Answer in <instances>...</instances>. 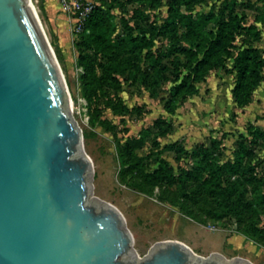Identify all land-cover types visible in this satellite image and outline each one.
<instances>
[{
    "label": "rangeland",
    "instance_id": "obj_1",
    "mask_svg": "<svg viewBox=\"0 0 264 264\" xmlns=\"http://www.w3.org/2000/svg\"><path fill=\"white\" fill-rule=\"evenodd\" d=\"M81 1L112 16L108 56L89 48L82 31L75 32V15L62 9L61 0H30L92 161L93 197L123 215L140 257L155 243L175 240L200 256L217 253L264 264V138L240 151L239 135L247 136L250 123L231 98L232 60L198 84V94L174 114L163 109L176 77L174 49L187 45L177 13L236 10L250 22L257 1ZM81 55L102 79L90 100L83 97ZM153 175L165 180L147 186L148 193L135 188ZM250 224L260 237L251 235Z\"/></svg>",
    "mask_w": 264,
    "mask_h": 264
},
{
    "label": "water",
    "instance_id": "obj_2",
    "mask_svg": "<svg viewBox=\"0 0 264 264\" xmlns=\"http://www.w3.org/2000/svg\"><path fill=\"white\" fill-rule=\"evenodd\" d=\"M92 168L30 0H0V264H252L175 240L140 257Z\"/></svg>",
    "mask_w": 264,
    "mask_h": 264
},
{
    "label": "trees",
    "instance_id": "obj_3",
    "mask_svg": "<svg viewBox=\"0 0 264 264\" xmlns=\"http://www.w3.org/2000/svg\"><path fill=\"white\" fill-rule=\"evenodd\" d=\"M238 2L237 0L234 1ZM178 24L184 30L187 45L174 49L175 74L173 87L164 101L163 109L172 115L187 99L198 94V84L214 70L223 67L231 59L230 69L234 74L231 98L237 108L249 105L254 91L263 81L264 58L257 44L261 41V31L247 16L236 10L212 12L177 13ZM254 22L264 24V12L256 7ZM115 25L109 11L94 6L87 15L81 37L89 48L101 56H108L113 48ZM84 70L81 77L83 97L90 100L92 94L102 88V79L96 66L86 56L79 57ZM247 136L239 135L240 151H247L246 144H258L264 138V130L248 124ZM249 151V150H248ZM146 178L150 176H145ZM145 184H135L142 193L151 190L147 186H157L165 177L151 176ZM203 188L209 184L202 182ZM230 196V194H229ZM189 214H192L190 212ZM254 238L261 235L254 224L248 226Z\"/></svg>",
    "mask_w": 264,
    "mask_h": 264
},
{
    "label": "crops",
    "instance_id": "obj_4",
    "mask_svg": "<svg viewBox=\"0 0 264 264\" xmlns=\"http://www.w3.org/2000/svg\"><path fill=\"white\" fill-rule=\"evenodd\" d=\"M257 7H260L264 12V0H256ZM48 0H46V4ZM49 10V9H48ZM50 11V10H49ZM50 13H48V16ZM249 23H254L256 27L261 31V41L257 44V46L261 49L262 55L264 58V24L259 22H254V16ZM61 36V33H59ZM263 81L261 82L260 86L254 91L252 102L243 107L241 109V113L245 116L246 120L253 125L260 129L263 126L264 130V69L262 72Z\"/></svg>",
    "mask_w": 264,
    "mask_h": 264
},
{
    "label": "built area",
    "instance_id": "obj_5",
    "mask_svg": "<svg viewBox=\"0 0 264 264\" xmlns=\"http://www.w3.org/2000/svg\"><path fill=\"white\" fill-rule=\"evenodd\" d=\"M62 9L67 13L75 15V32L79 33L83 30L84 21L92 10V5L81 0H61Z\"/></svg>",
    "mask_w": 264,
    "mask_h": 264
}]
</instances>
